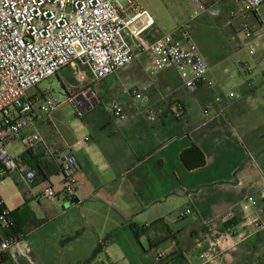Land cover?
Here are the masks:
<instances>
[{
    "label": "crops",
    "instance_id": "1",
    "mask_svg": "<svg viewBox=\"0 0 264 264\" xmlns=\"http://www.w3.org/2000/svg\"><path fill=\"white\" fill-rule=\"evenodd\" d=\"M140 3L148 10L149 2ZM159 35L151 29L146 36L152 40ZM260 41V51L251 55L256 73L264 65V40ZM228 48L242 51L236 43ZM220 50L214 46L213 54ZM225 59L208 62L214 87L201 86L191 93L177 73L164 72L168 68L149 77L146 57L141 56L123 69H130L129 73L119 74L121 69L97 82L101 87L90 84L100 101L80 117L81 122L64 124L54 117L55 111L36 123L46 144L19 154L39 172L32 193L46 184L61 188L60 164L69 154L78 166L74 195L55 201L35 199L29 187L25 192L24 185L13 179L20 187L18 200L10 202L0 192L19 231L26 234L37 264H82L91 257L89 264H159L158 253L162 264H201L200 253L210 248V228L222 229L221 218L227 213L234 214L236 233L246 236L223 255L222 264H258L254 256L258 248L264 255V230L249 235L238 216L245 198L264 187V148L257 152L247 144L234 117L240 114L236 104H250L259 93L255 87L248 90L247 81L231 84ZM241 62L246 61L237 60L238 67ZM111 77L116 78L107 82ZM148 82L152 84L142 99L120 94ZM232 93L239 98H230ZM112 101L121 103L125 120L112 116ZM189 103L200 109L191 112ZM193 145L206 162L189 170L181 155ZM186 209L191 213L181 217ZM199 239L202 248L196 246ZM0 264L25 262L0 256Z\"/></svg>",
    "mask_w": 264,
    "mask_h": 264
},
{
    "label": "built area",
    "instance_id": "2",
    "mask_svg": "<svg viewBox=\"0 0 264 264\" xmlns=\"http://www.w3.org/2000/svg\"><path fill=\"white\" fill-rule=\"evenodd\" d=\"M193 1L194 14L198 15L204 9L203 2ZM233 1L241 7L230 12L232 17L255 13L264 4V0ZM154 25V18L140 0H0V187L13 179L17 185L29 187L32 193L37 185L38 170L20 155H12L7 147L17 140L26 151L46 144L36 123L57 111L61 103L47 90L33 95L29 91L67 66L74 72L79 70V80L84 84L82 91L67 93L68 102L79 117L100 101L97 93L89 89L90 84L117 74L141 56L146 57L145 72L149 77L173 68L191 93L201 86L214 87L215 82L209 77L211 67L189 32L180 30L150 40L146 35ZM247 36L252 33L247 32ZM249 54L254 55L255 51L250 49ZM240 68L246 75L252 72L247 62H241ZM81 71L86 75H81ZM151 84L131 87L123 93L139 100ZM246 84L252 88L254 79ZM230 98L238 99L239 95L232 93ZM109 109L115 119H126L120 102L112 101ZM209 112L210 109H204L206 116ZM149 118L154 119L152 115ZM60 173L59 190L46 184L32 196L55 201L74 195L78 166L73 154L64 158ZM190 213L186 209L181 217ZM238 217L239 225L248 228L249 235L264 230V187L257 195L245 198ZM233 219L234 214L227 213L221 218L223 229L210 228V248L200 253L201 264H222L223 255L245 238V234L236 233L234 226H226ZM196 246L202 248L203 240H197ZM0 256L37 264L26 234L19 231L13 212L1 195ZM161 258L158 253L157 263L162 264Z\"/></svg>",
    "mask_w": 264,
    "mask_h": 264
},
{
    "label": "rangeland",
    "instance_id": "3",
    "mask_svg": "<svg viewBox=\"0 0 264 264\" xmlns=\"http://www.w3.org/2000/svg\"><path fill=\"white\" fill-rule=\"evenodd\" d=\"M142 1L150 3L147 7L155 21L152 29H155L160 34L174 33L180 30L189 32L196 44H199L211 65L215 64L217 57L226 58V63L231 68V84H234L235 81L245 82L252 78L254 79L255 84L253 87H255L254 89L259 93V96L255 97L254 102L252 101L250 104H247L245 101L236 104L239 107L240 114L238 115L239 117L235 114L234 118L247 144L257 152L261 151L264 148V139L261 140V137H264V65L261 73H256L254 66L251 64L255 56H251L249 50L253 49L256 53L259 52L260 40H264V4L255 13H249L247 15L237 14V16L232 17L230 16V12H237L241 7L240 4L233 0H202L204 9L200 10L198 15L194 14L196 3L193 0ZM249 31L252 33L251 37L247 36V32ZM235 43L241 45L242 51L240 49L232 50L228 48L230 46L233 47ZM214 46H218L221 49L220 52L213 54ZM239 59L249 62L251 64L250 68L252 70L254 69V71L247 75L239 72L238 68L242 71L240 66L238 67L236 64ZM130 71V69H125L120 71L119 74L124 72L126 74ZM75 72L73 68L67 66L59 75H54L42 81L29 91V95L44 90L55 95L61 105L54 117L57 118V121L63 122L64 124L69 123L72 125L73 123L81 122L73 104L68 102L67 98L68 90L78 91L80 89L82 91L84 85L79 80V70L77 68ZM164 72L176 74L172 68H168ZM84 74L86 75V73L81 71V75ZM115 78L111 77L107 82H111ZM64 80L68 81V87L65 86ZM80 83L83 84L82 87H80ZM98 85L101 87L100 84ZM121 93L123 94L122 91ZM184 95L188 99H192L193 97L189 92H184ZM113 96L111 95L110 97ZM189 108L193 113L196 111V108L200 109L199 106H195L192 103H189ZM7 148L12 155L26 154V150L20 140L9 144ZM19 189L20 187L18 188V186L13 184L12 179H8L6 184L0 187V192L10 202H16L20 195ZM27 189L26 186L23 187L25 192H27ZM257 255L258 264H264V255L259 253L255 256Z\"/></svg>",
    "mask_w": 264,
    "mask_h": 264
},
{
    "label": "trees",
    "instance_id": "4",
    "mask_svg": "<svg viewBox=\"0 0 264 264\" xmlns=\"http://www.w3.org/2000/svg\"><path fill=\"white\" fill-rule=\"evenodd\" d=\"M247 86V84H246ZM248 90L251 89L250 87H248ZM182 160L184 162V164L186 165V167L189 170H193L199 167H202L205 165V156L202 153V151L195 145L191 146L189 149H186L182 152ZM236 223L235 219L231 220L229 223L226 224V226H233ZM237 224V223H236ZM133 231L135 232L136 235H139V231L137 229V227L135 225H131ZM223 229V228H222ZM259 233V232H258ZM257 253H261V250L258 248L257 249ZM256 259L258 257L254 256ZM93 259V257H91L90 259L86 260L84 263L82 264H89L91 262V260Z\"/></svg>",
    "mask_w": 264,
    "mask_h": 264
}]
</instances>
